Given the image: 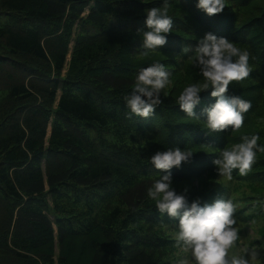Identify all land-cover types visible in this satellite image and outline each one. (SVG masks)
<instances>
[{
    "label": "trees",
    "instance_id": "trees-1",
    "mask_svg": "<svg viewBox=\"0 0 264 264\" xmlns=\"http://www.w3.org/2000/svg\"><path fill=\"white\" fill-rule=\"evenodd\" d=\"M197 4L0 0V255L8 264H176L167 228L179 218L161 214L147 195L167 174L151 157L176 147L193 152L170 170L176 192L203 204L232 200L231 186H243L246 207L235 214L263 220L257 243L264 245V152L247 175L234 169L228 183L207 178L242 137L258 135L264 146V0H225L215 15ZM165 5L173 19L167 43L144 49L138 30H148L147 10ZM209 32L250 53V75L228 90L250 102L245 125L207 128L211 87L200 93L196 117L177 103L184 88L169 87L153 115L131 114L124 97L140 69L179 60L176 49L188 64Z\"/></svg>",
    "mask_w": 264,
    "mask_h": 264
},
{
    "label": "clouds",
    "instance_id": "clouds-1",
    "mask_svg": "<svg viewBox=\"0 0 264 264\" xmlns=\"http://www.w3.org/2000/svg\"><path fill=\"white\" fill-rule=\"evenodd\" d=\"M225 6V0H198L197 4L209 15L221 13ZM146 26L147 31L138 30L143 35V48L155 50L165 45L167 34L173 29L168 7L148 9ZM249 59L250 53L238 48L228 38L206 33L199 40L193 58V65L199 69L203 82L189 84L183 89L177 99L180 109L188 117H196L195 108L201 102L200 93L211 87V96L216 101L204 109L207 128L211 132L240 129L244 124V113L251 105L239 96L228 95V90L230 83L243 81L250 75ZM170 76V71L160 62L140 69L131 93L124 97L131 114L143 118L153 115L155 108L162 103V91L171 84ZM242 140V143L225 148L214 160L219 176L231 180L234 169H238L241 175H247L255 163L257 150L264 152V146L257 143L258 135L251 138L244 136ZM192 154V151L179 147L156 152L151 157V163L167 174L160 175L148 188V197L155 201L161 214L179 218L176 244L191 253L194 264H251L248 256L255 259V250L248 256L230 254L239 238L232 200L217 198L202 204L197 198L189 202L186 194L177 193L172 187L170 170L180 167ZM179 264H188V261L181 260Z\"/></svg>",
    "mask_w": 264,
    "mask_h": 264
},
{
    "label": "rangeland",
    "instance_id": "rangeland-1",
    "mask_svg": "<svg viewBox=\"0 0 264 264\" xmlns=\"http://www.w3.org/2000/svg\"><path fill=\"white\" fill-rule=\"evenodd\" d=\"M205 36V35H204ZM73 43V42H72ZM70 44L72 46L73 44ZM192 47V46H191ZM193 52V54L190 56L191 59L189 60L188 64L184 62L185 56L184 53L180 52L176 49V52H178L179 60L177 61H171L168 59L164 60H156V62L163 63L168 71H170L171 76V84L168 86L171 91H178L181 92L183 88H185L187 85L192 84L194 82H200L203 81V77L200 75L199 69L193 65V58L195 56V50H190ZM71 55V48L69 49L68 55H67V63L65 65V69L68 67V61ZM164 57V56H163ZM198 80V81H195ZM264 94V88H260L259 92H262ZM60 92V90L58 91ZM169 92L167 91V94ZM246 120L244 121L243 126L245 125ZM242 126V127H243ZM145 134L147 135V138L152 137L153 131L152 130H145ZM215 170V169H214ZM212 171L207 174V178L209 180L217 181L218 183H228L226 176H219V173L216 171ZM244 187H234L231 186V198L234 201L235 209L237 210V213L239 212L240 208H245V203L240 200V196H242V193L244 191ZM181 191H178V193ZM235 214L236 218V225L235 227L238 230L239 238L236 241V244L234 247L230 250L231 255H245L248 256V253L252 250H255L257 253V256L255 259H252L250 256L248 258L251 261V264H264V245L257 243V239H259L260 236V227L263 223V220L261 218L257 220L252 221H245L243 219V215ZM171 227L167 228L170 230L174 236H177V233L179 231L178 224L173 223L169 224ZM58 250V247H57ZM171 256L173 259H175L176 264H179V261L186 260L188 261V264H194V261L191 257L190 252H185L182 247L175 246L174 249L171 251ZM8 256H2L0 255V264H8Z\"/></svg>",
    "mask_w": 264,
    "mask_h": 264
}]
</instances>
